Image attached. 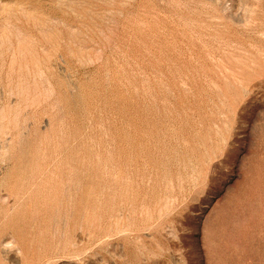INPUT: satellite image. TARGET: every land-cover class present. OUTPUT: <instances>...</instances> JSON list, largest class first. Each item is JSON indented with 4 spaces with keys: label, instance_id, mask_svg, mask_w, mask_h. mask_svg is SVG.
Returning <instances> with one entry per match:
<instances>
[{
    "label": "rangeland",
    "instance_id": "obj_1",
    "mask_svg": "<svg viewBox=\"0 0 264 264\" xmlns=\"http://www.w3.org/2000/svg\"><path fill=\"white\" fill-rule=\"evenodd\" d=\"M0 264H264V0H0Z\"/></svg>",
    "mask_w": 264,
    "mask_h": 264
}]
</instances>
